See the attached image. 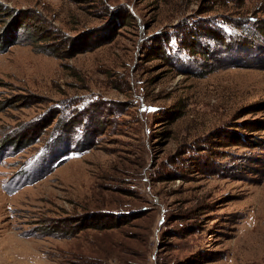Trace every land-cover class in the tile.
<instances>
[{
	"label": "rangeland",
	"instance_id": "rangeland-1",
	"mask_svg": "<svg viewBox=\"0 0 264 264\" xmlns=\"http://www.w3.org/2000/svg\"><path fill=\"white\" fill-rule=\"evenodd\" d=\"M263 187L264 0H0V264H264Z\"/></svg>",
	"mask_w": 264,
	"mask_h": 264
},
{
	"label": "bare ground",
	"instance_id": "bare-ground-1",
	"mask_svg": "<svg viewBox=\"0 0 264 264\" xmlns=\"http://www.w3.org/2000/svg\"><path fill=\"white\" fill-rule=\"evenodd\" d=\"M264 188V187H263ZM262 188V189H263ZM258 192V195H261V193H262V190L260 189V190H258L257 191ZM264 198V197H263ZM8 203H10V204H14V203H16V202H14V200H12V201H9V200H7V198L6 197H4L3 195H1L0 194V208H4V207H6L7 205H8ZM262 205V204H261ZM7 237L9 238V240H11V241H13V240H16V238H15V234H9V235H7ZM9 245V244H8ZM0 246L1 247H3V248H6V246L4 247V245H3V242L2 243H0Z\"/></svg>",
	"mask_w": 264,
	"mask_h": 264
}]
</instances>
